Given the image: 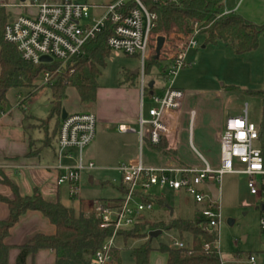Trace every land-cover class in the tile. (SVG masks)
I'll list each match as a JSON object with an SVG mask.
<instances>
[{
  "label": "rangeland",
  "instance_id": "obj_1",
  "mask_svg": "<svg viewBox=\"0 0 264 264\" xmlns=\"http://www.w3.org/2000/svg\"><path fill=\"white\" fill-rule=\"evenodd\" d=\"M59 2L60 0H42ZM89 5L106 4L114 0H79ZM8 20L20 14L33 12L30 0H13L6 4ZM223 7L244 20L256 24H264V0H223ZM101 10H92L98 15ZM164 33V32H163ZM161 32L154 31L153 36ZM166 40H172V33H166ZM197 45L190 49L185 58L186 66L179 69L172 79L171 85L183 90V105L178 119L176 149L172 154H161L155 147L143 143L139 150L138 139L134 133H122L118 123L131 114L133 102L137 99L139 105V89L137 74L140 70V60L136 56H127L120 51L109 50L104 60L100 74L96 77L97 94L92 105L79 103L78 95L73 88H68L66 99L61 109L67 112L92 111L96 117L104 116L106 121L97 122L92 142L84 149L86 159L93 163V168H83L79 174L78 194L69 196L67 185L61 187L60 202L66 207L76 208L79 201L91 203V210L99 205L100 199H117L121 196L119 187L121 177L117 171L120 163L137 159L139 154L145 164L150 166L177 165L202 166L197 152L203 156L212 167L219 166V133L227 116L239 115L246 106L248 119L258 124L261 118V108L264 102L262 86L263 41L259 38L258 46L249 52L235 53L231 47L218 41L205 43L202 35L197 36ZM150 58H153L151 56ZM149 59V58H148ZM146 61L145 63H147ZM149 66L147 80L154 81V95L160 94L162 88L170 83L163 79L162 67L159 62ZM58 65L54 69L56 72ZM36 86L10 88L6 91V102L3 113L12 109L45 119L47 117L49 89L43 83L42 72L35 79ZM21 101V102H20ZM18 102L22 104L18 108ZM152 101L143 99V113L146 115ZM15 110H12L14 114ZM55 117L41 124L48 126L53 132ZM136 126V123L134 127ZM258 144V143H255ZM235 168H240L234 162ZM247 177L243 174L224 173L219 185L220 223L217 228L219 254L223 264H234L236 258L242 263L253 255L256 264H264V235L261 233L258 220L260 216L257 195L249 193ZM153 195L164 197L172 216L191 219L197 215L199 206L184 191L171 189H152ZM82 205V204H81ZM111 205V204H110ZM152 218L168 219V212L162 211L155 204L150 212ZM146 214V213H145ZM160 229V228H158ZM155 230V229H153ZM161 230L156 237L151 238L153 250L149 254L147 264H164V253L159 246H171L172 239H179L173 229ZM151 230L147 231L148 232ZM142 240L128 239L123 241L121 235L114 239L111 252L117 253L119 264H135L131 255L133 248ZM190 238L184 237L189 244ZM113 255V253H112Z\"/></svg>",
  "mask_w": 264,
  "mask_h": 264
},
{
  "label": "built area",
  "instance_id": "obj_2",
  "mask_svg": "<svg viewBox=\"0 0 264 264\" xmlns=\"http://www.w3.org/2000/svg\"><path fill=\"white\" fill-rule=\"evenodd\" d=\"M155 4L179 3L183 0H149ZM131 4V5H130ZM32 13L20 14L8 20L3 29V39L13 45L20 58L33 65L57 63V71L80 55L83 46L106 27L110 33L106 38L109 50L120 51L127 56H136L140 60L137 72L139 89V107L136 127L119 125L121 132H134L137 135L139 150L144 142L157 147L166 142V148H173L176 141L177 116L183 105V90L171 85L177 71L186 66L185 58L190 49L197 45L198 28L195 25L188 34L172 33V40H166L165 33L153 36L156 15L148 10L144 0H114L106 4L89 5L79 0L46 2L30 0ZM92 10H101L93 15ZM232 12V11H231ZM223 9V14L231 13ZM164 41L156 55L157 37ZM262 61V86L264 88V33ZM50 58L41 61V57ZM153 56L162 67L163 79L169 81L162 92L155 96L148 87L145 62ZM46 84L52 72L41 71ZM55 72V71H53ZM147 97L153 103L146 115L143 113V99ZM21 102V101H20ZM18 102V104H20ZM3 112H0V115ZM96 119L90 111L67 113L60 119L57 130L56 157L58 174L57 184L67 185L69 196H77L80 171L93 168L86 161L84 149L95 135ZM257 125L247 116L246 106L239 115L227 116L219 133V166L212 167L197 152L202 166L162 165L147 166L139 154L137 159L120 163L117 171L121 177L122 194L117 201L99 203L94 211L102 219L101 227H111V235L94 253L91 264H117L111 250L118 231L133 227L145 213L152 211L153 204L142 200L154 196L152 189H171L188 194L199 211L196 215L209 234H218L220 223L219 185L224 173L243 174L247 177L250 194L260 199L261 211L258 224L264 235V157L258 137ZM258 143V144H255ZM75 157L73 165H63L65 158ZM234 162L240 168L234 167ZM218 188V198L213 201L208 186ZM159 196V195H158ZM111 204V205H110ZM171 247L184 249L187 245L180 239H172ZM249 261L254 263L253 255Z\"/></svg>",
  "mask_w": 264,
  "mask_h": 264
},
{
  "label": "trees",
  "instance_id": "obj_3",
  "mask_svg": "<svg viewBox=\"0 0 264 264\" xmlns=\"http://www.w3.org/2000/svg\"><path fill=\"white\" fill-rule=\"evenodd\" d=\"M144 2L148 10L156 15V24L152 32L188 34L196 25L198 35L203 36L205 43L223 42L237 54L257 48L259 38L264 33V24L250 23L233 12L223 14V0H183L179 3L161 4L149 0ZM8 16L5 6L0 4V112L6 102V91L10 88L36 86L35 79L41 71L52 72L46 83L49 89L48 119L55 117L57 122L60 120L62 102L67 97L68 88L76 91L80 104L92 105L98 88L96 77L100 74L109 53L106 46L109 28L106 27L86 42L82 53L66 63L60 71L53 72L57 63L33 65L25 62L14 46L4 41L3 29ZM147 61L145 72L149 73V66L155 65L156 60L149 58ZM257 131L264 157V102ZM164 147L165 143L162 142L155 148L164 154L173 153ZM2 181L11 187L13 197L7 199L0 196V201L5 202L9 210L7 219L0 221V264H9L7 260L9 247L4 243L9 229L29 210L41 212L55 226V232L52 235L37 234L21 245L15 264H25L27 256L38 249H49L54 253L55 260L50 264L92 263L94 253L112 232L111 227H101L102 219L94 210L84 212L79 208L75 211L59 202L46 201L36 189L30 196H20L13 183L5 179ZM142 200L152 202L169 214L164 197L146 196ZM97 201L103 205L107 200ZM158 228L175 230L182 241L186 236L190 238L189 244H186L187 248L184 249L159 246V251L165 254V264H223L219 254L218 234H209L196 216L182 219L170 215L168 219H163L152 218L151 214H143L133 227L120 230L117 234L121 235L124 242L128 239L142 240L131 252L135 264L148 263L153 248L147 231ZM112 253L117 260V253L114 251Z\"/></svg>",
  "mask_w": 264,
  "mask_h": 264
},
{
  "label": "crops",
  "instance_id": "obj_4",
  "mask_svg": "<svg viewBox=\"0 0 264 264\" xmlns=\"http://www.w3.org/2000/svg\"><path fill=\"white\" fill-rule=\"evenodd\" d=\"M10 2H13V0H0V4H3L5 8H7L6 4ZM150 81L153 82L151 88L154 92V81ZM161 88L163 90L164 87ZM17 106L19 108L20 106H22V104L20 103ZM16 108L12 109L15 110L14 114H12L11 110L7 114L0 116V196L7 199H11L13 197V191L11 187L7 183L2 181V179H5L13 183L17 187V191L20 196H30L32 195L33 190L36 189L41 194L44 200L49 202L61 203V187H66V185L57 184L56 182L57 176L61 172V170L57 167L56 157L57 130L60 120L57 122V120L55 119V126L53 128V132L49 133L47 126L49 120L48 108L47 117L45 119L31 114L26 115L22 111H16ZM179 114L180 112L177 116V134L175 145L173 146V148L168 149L166 148V142H164V149L167 151H174L176 149L177 136L179 134ZM137 116V99H135L133 102L131 114H127L126 117H123V120L118 123V126L126 125L135 128L136 126L134 127V125L136 123ZM95 119L97 123L106 121L108 118L104 116H100L97 118L95 115ZM43 121H46L47 125L41 124ZM158 151L165 156V154L162 153L160 150ZM84 159L86 161H90L89 159H86L85 156ZM74 162L75 157L65 158L62 160L63 165H73ZM119 191L122 194L123 190L121 185L119 187ZM79 208H81L84 212H89L91 211V203L88 204L83 201L81 203L79 201L78 207L73 209L77 211ZM162 211L164 210L162 209ZM172 213L170 214L169 212V215H172ZM8 214L9 210L6 203L0 201V221L7 219ZM54 232L55 226L50 223V221L41 212L35 210L26 211L23 215L19 217L18 221L9 229V233L4 239V243L9 247L7 254L8 263L15 264L17 255L19 253V247L27 243L32 237L37 234L52 235L54 234ZM165 259L166 257H164V264ZM54 260L55 255L51 250L38 249L33 254H29L27 256L25 264H50L53 263ZM235 260L236 262L234 264H256L255 259L254 263H251L249 261V257L246 263L240 262V260H238L237 258Z\"/></svg>",
  "mask_w": 264,
  "mask_h": 264
},
{
  "label": "water",
  "instance_id": "obj_5",
  "mask_svg": "<svg viewBox=\"0 0 264 264\" xmlns=\"http://www.w3.org/2000/svg\"><path fill=\"white\" fill-rule=\"evenodd\" d=\"M163 41H164V37L163 36H158L157 37L156 55L159 53V51H160V49L162 47ZM49 60H50V58H48L46 56L41 57V61H49ZM137 72L138 71L135 70L133 73L136 75ZM152 84H153V82L150 81L148 83V87L151 88ZM66 115H67V111L64 108H62L61 111H60V119H64L66 117ZM208 188H209V191L211 193L212 200L215 201L218 198V188L215 187L213 184L209 185ZM171 213H172V209L170 208V214ZM160 232H161L160 229L151 230V231L148 232V236L150 238H153V237H156L158 234H160Z\"/></svg>",
  "mask_w": 264,
  "mask_h": 264
}]
</instances>
